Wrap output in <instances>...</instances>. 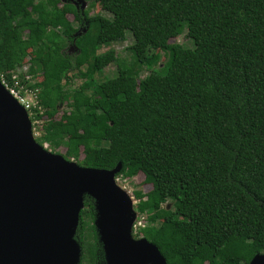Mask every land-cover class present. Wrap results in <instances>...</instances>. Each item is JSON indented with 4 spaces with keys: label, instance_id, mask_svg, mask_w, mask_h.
I'll return each mask as SVG.
<instances>
[{
    "label": "trees",
    "instance_id": "1",
    "mask_svg": "<svg viewBox=\"0 0 264 264\" xmlns=\"http://www.w3.org/2000/svg\"><path fill=\"white\" fill-rule=\"evenodd\" d=\"M88 1L104 13L0 0V75L14 85L16 71L48 118L67 107L37 141L67 159L94 154L90 167L121 162L116 177L143 173L153 187L136 192L140 233L168 264H248L264 253V0ZM185 32L192 46L170 43ZM128 36L132 64L100 52ZM152 48L168 52L165 64L155 67ZM26 59L43 82L25 78ZM112 63L103 83L70 87L72 72L93 77ZM85 206L79 264H104L89 195Z\"/></svg>",
    "mask_w": 264,
    "mask_h": 264
},
{
    "label": "water",
    "instance_id": "2",
    "mask_svg": "<svg viewBox=\"0 0 264 264\" xmlns=\"http://www.w3.org/2000/svg\"><path fill=\"white\" fill-rule=\"evenodd\" d=\"M113 169L81 166L34 137L25 107L0 80V264H79L76 239L85 195L107 264H168L158 246L135 239L133 199ZM248 264H264V253Z\"/></svg>",
    "mask_w": 264,
    "mask_h": 264
},
{
    "label": "rangeland",
    "instance_id": "3",
    "mask_svg": "<svg viewBox=\"0 0 264 264\" xmlns=\"http://www.w3.org/2000/svg\"><path fill=\"white\" fill-rule=\"evenodd\" d=\"M68 4H73L81 12L84 11L85 9H90L91 14L104 13V11L102 10V4H101V2H98V1H96L94 3V5H91L90 1H88V0H61V2H60V6L62 8L66 7ZM68 17H69V19H73L72 14L68 15ZM84 30H85V28L83 27L81 29V31H84ZM132 40H133L132 37L128 36V39L126 41L113 43L108 47H103L102 49H100V52H105V51H108L110 49H114L115 51H117L119 59L122 63L128 64V65L132 64L134 62L133 54H132L131 50L128 48V46L131 45ZM174 42L184 43L188 46H192V41L189 40V38L186 35V32L183 33L182 35H180L176 38H172L170 40V43H174ZM67 50L69 53H76V54L79 53L78 49L73 44H69ZM150 52L152 54L159 53L161 55V59L159 60V64L156 65L155 67L162 66L167 61V58H168V56H167L168 52L167 51H161L158 48H152L150 50ZM31 53H32V55H35V52L31 51ZM86 61H87L86 56H80V60H79L80 65L84 68L86 65ZM116 68H117L116 63H112L108 67H106L102 73L94 75L93 77H92V75H88L87 77H82L79 74V72H77V71L72 72L71 74L73 75V80H72L70 87H78L82 83H84L85 81H89L91 84L103 83L106 78L111 77L115 74ZM34 71H35L34 66L32 64H30V62H28V60L26 59L25 60V66H24L23 71H22V73L25 75V78L28 79L29 82L30 81L43 82L44 81V75L40 72L34 75V74H32ZM149 72H150V70L145 69L143 74H142V77L144 75L148 74ZM22 91H23L24 99H26V101L29 104H31L32 106H37V100H38L37 90H32V89L28 88L27 85L24 84ZM66 108L67 107L65 105H60L58 107V113L52 118H48L47 115H43V113H41L43 115L42 117H40V116L38 117V115H37L38 123H36L37 127L35 124V128L40 133L39 137H41V135L44 134V131H45L44 127L47 123L51 124L53 127L56 128L59 126V124H62L65 122V120L62 118V114ZM39 110H44V109L41 108ZM32 128H33V125H32ZM44 144H46V143H44ZM48 146H50V145H48ZM48 149L50 151H52L53 153L60 154L63 156H65V153H66V148L62 147V146L60 148H58L57 150H54L51 147H48ZM93 158H94V154L87 155L85 153H81L79 158L69 157V160L74 161L81 166H88L93 161ZM116 182L118 183V185L120 187H122L124 190H126L128 192V194H130L131 197L134 198L135 203H137V200L135 199V196H134L135 191L141 190V191L147 193L150 190H152V187H153L151 184L145 183V175L143 173H139L137 176L129 177V178H126L124 176H118V177H116ZM170 207H171V202H167L164 204V208H170ZM144 217H142L140 219V221L138 222L139 225H141V223H143Z\"/></svg>",
    "mask_w": 264,
    "mask_h": 264
},
{
    "label": "built area",
    "instance_id": "4",
    "mask_svg": "<svg viewBox=\"0 0 264 264\" xmlns=\"http://www.w3.org/2000/svg\"><path fill=\"white\" fill-rule=\"evenodd\" d=\"M13 74V79H15V84L11 85L5 78L4 75H0V80L1 82L4 84V86L12 93V95H14L16 97V99L25 107V109L27 110L29 117L32 121V125H33V133H34V137L37 139V137L40 136V133L36 130L35 128V124L38 123V113L35 110V108L41 109V107L38 105V100H37V106H32L31 104H29L26 99H24L23 97V91L22 88L24 87L23 84H20L19 79H17L18 75L16 71H12ZM40 113L43 112V110H39ZM37 127V124H36ZM49 144L46 143L44 144V146L48 149ZM49 150V149H48Z\"/></svg>",
    "mask_w": 264,
    "mask_h": 264
},
{
    "label": "flooded vegetation",
    "instance_id": "5",
    "mask_svg": "<svg viewBox=\"0 0 264 264\" xmlns=\"http://www.w3.org/2000/svg\"><path fill=\"white\" fill-rule=\"evenodd\" d=\"M141 191V190H140ZM136 192H134V196H135V199L137 200V203L134 202V198H133V208H134V212L136 213V219H135V223L133 225V229H132V236L135 238V239H140V238H146L144 236V234L140 233V229L143 228V227H146L147 224H148V221H147V215H143L142 217L143 218V223H141V225H139V221L140 219L142 218L140 215H139V212L137 210V205L138 203L140 202V199L137 198L136 196ZM146 193V192H145ZM130 195V194H129ZM136 204V205H135ZM94 208H95V201H94ZM95 211H96V208H95ZM95 220H96V212H95V219H94V224H95ZM95 227H96V224H95ZM80 228H81V217H80V223H79V227H78V230H77V233H76V239L79 241L80 245H81V242L79 240L80 236H79V231H80ZM96 233H97V237H98V240H99V243L100 245L102 246L101 250H102V256H104V264H107V260H106V253H105V250H104V245L100 239V233L96 227ZM148 239V238H147ZM149 240V239H148ZM150 242H152L151 240H149ZM154 243V242H152ZM155 244V243H154ZM158 246V245H157ZM82 247V246H81ZM159 248V247H158ZM83 251V249H82ZM83 253V252H82ZM82 258V257H81ZM81 262V261H80Z\"/></svg>",
    "mask_w": 264,
    "mask_h": 264
}]
</instances>
